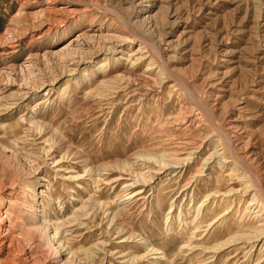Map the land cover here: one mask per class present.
<instances>
[{
  "label": "rangeland",
  "instance_id": "rangeland-1",
  "mask_svg": "<svg viewBox=\"0 0 264 264\" xmlns=\"http://www.w3.org/2000/svg\"><path fill=\"white\" fill-rule=\"evenodd\" d=\"M0 228V264H264V0H0Z\"/></svg>",
  "mask_w": 264,
  "mask_h": 264
},
{
  "label": "bare ground",
  "instance_id": "bare-ground-1",
  "mask_svg": "<svg viewBox=\"0 0 264 264\" xmlns=\"http://www.w3.org/2000/svg\"><path fill=\"white\" fill-rule=\"evenodd\" d=\"M72 40H74V38L72 39ZM67 43L65 44V43H62V44H60V45H58L55 49L56 50H54L55 52H61V51H63V50H65L66 48H67ZM221 90V89H220ZM253 204V203H252ZM0 230H1V228H0ZM7 237V235H6V232H2V231H0V239L2 238V240L4 239V238H6ZM3 242H4V240H3ZM2 242V243H3Z\"/></svg>",
  "mask_w": 264,
  "mask_h": 264
}]
</instances>
